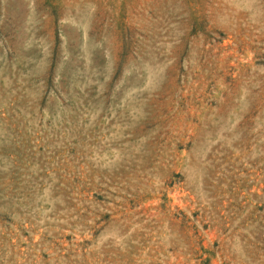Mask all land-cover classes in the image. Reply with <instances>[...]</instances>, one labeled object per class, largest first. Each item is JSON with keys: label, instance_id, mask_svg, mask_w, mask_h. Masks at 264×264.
Wrapping results in <instances>:
<instances>
[{"label": "rangeland", "instance_id": "obj_1", "mask_svg": "<svg viewBox=\"0 0 264 264\" xmlns=\"http://www.w3.org/2000/svg\"><path fill=\"white\" fill-rule=\"evenodd\" d=\"M0 264H264V0H0Z\"/></svg>", "mask_w": 264, "mask_h": 264}]
</instances>
